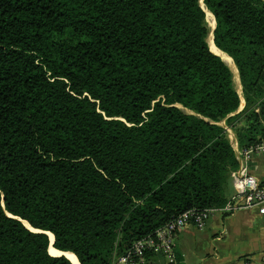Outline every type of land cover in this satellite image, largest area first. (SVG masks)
<instances>
[{"label": "trees", "instance_id": "trees-1", "mask_svg": "<svg viewBox=\"0 0 264 264\" xmlns=\"http://www.w3.org/2000/svg\"><path fill=\"white\" fill-rule=\"evenodd\" d=\"M203 1L238 113L200 0H0V264H73L22 220L112 264L229 201L227 127L240 149L264 139V0Z\"/></svg>", "mask_w": 264, "mask_h": 264}, {"label": "crops", "instance_id": "crops-1", "mask_svg": "<svg viewBox=\"0 0 264 264\" xmlns=\"http://www.w3.org/2000/svg\"><path fill=\"white\" fill-rule=\"evenodd\" d=\"M250 168L264 183V155H256ZM234 192L231 183L229 195ZM176 251L180 264L189 260L194 264H264V210L253 207L232 215L215 213L204 229L190 225L181 230Z\"/></svg>", "mask_w": 264, "mask_h": 264}, {"label": "built area", "instance_id": "built-area-1", "mask_svg": "<svg viewBox=\"0 0 264 264\" xmlns=\"http://www.w3.org/2000/svg\"><path fill=\"white\" fill-rule=\"evenodd\" d=\"M233 146L240 165L232 175L235 192L223 207L191 209L181 213L153 234L136 240L126 252L115 256L112 264H180L176 239L181 230L190 225L204 229L215 213L232 215L253 207L264 210V183L250 168V162L256 155H264V139L243 149L239 148L235 140Z\"/></svg>", "mask_w": 264, "mask_h": 264}, {"label": "bare ground", "instance_id": "bare-ground-1", "mask_svg": "<svg viewBox=\"0 0 264 264\" xmlns=\"http://www.w3.org/2000/svg\"><path fill=\"white\" fill-rule=\"evenodd\" d=\"M200 2L203 4L204 1L200 0ZM205 9L207 11V15H206L207 22H208V25L210 27V33L207 37V41L209 43V46L214 52L221 55V57L224 59V61L233 69V71H234L233 72L234 73L233 78H234L235 87L237 88V90L239 92H241L242 91V83H241L238 67L230 55H228L224 51L220 50L216 46L214 38H213V32H212L213 28L215 27V17L206 7H205ZM209 20H210V23H209ZM25 223L29 226V224L27 222H25ZM49 234H50V241H51V245L49 247V252L53 255H56V254L58 255V254H60V251L58 249H56L53 245L54 234L52 232H50ZM66 255L69 257V259L74 264H81L75 253L67 251Z\"/></svg>", "mask_w": 264, "mask_h": 264}, {"label": "water", "instance_id": "water-1", "mask_svg": "<svg viewBox=\"0 0 264 264\" xmlns=\"http://www.w3.org/2000/svg\"><path fill=\"white\" fill-rule=\"evenodd\" d=\"M200 4H201V6L203 7V9L205 10V12H206V15H207V11H206V9H205V7H206V5H205V3L203 2V4L200 2ZM207 8V7H206ZM212 13V12H211ZM215 28H216V20H215V27L213 28V30H212V32H213V38H214V30H215ZM208 42V41H207ZM209 44V43H208ZM210 47V46H209ZM220 49V48H219ZM210 50L214 53V54H216V55H218V56H220L221 57V55H219L218 53H216V52H214L211 48H210ZM221 50V49H220ZM222 58V57H221ZM223 59V58H222ZM223 61H224V59H223ZM225 62V61H224ZM226 63V62H225ZM227 64V63H226ZM228 65V64H227ZM229 66V65H228ZM229 68L231 69V71H232V73L234 72L233 71V69L229 66ZM234 74V73H233ZM237 89V88H236ZM238 91V90H237ZM242 91H243V86H242ZM242 91H241V93L238 91V93L240 94V96H241V106H240V108L238 109V111L237 112H235V113H238L239 111H241L243 108H244V106H245V99H244V97L242 96ZM180 107H182V106H180ZM187 112H190V113H193L191 110H189V109H185ZM235 113H233V114H235ZM222 125H225V121H223L222 123H221ZM226 126V125H225ZM227 127V126H226ZM228 128V127H227ZM229 132H230V137H231V141H232V144H234L235 143V140H236V138L234 137H232L231 136V134H232V131L231 130H229ZM233 135V134H232ZM22 222L25 224V226L27 227V228H29L30 230H32V231H34V232H41V233H46L48 236H49V239H50V232L49 231H44V230H41V229H36V228H33L31 225H30V223L29 222H27V221H25V220H22ZM25 222H27L28 224H29V226L25 223ZM54 242H55V236H54V240H53V244H54ZM50 245H51V241H50ZM50 245H49V247H50ZM59 250V249H58ZM60 251V254H56V255H54V256H66L68 259H69V257L66 255V253H67V251H63V250H59ZM51 254V253H50ZM51 255H53V254H51ZM72 262V261H71ZM73 263V262H72ZM74 264V263H73Z\"/></svg>", "mask_w": 264, "mask_h": 264}, {"label": "rangeland", "instance_id": "rangeland-1", "mask_svg": "<svg viewBox=\"0 0 264 264\" xmlns=\"http://www.w3.org/2000/svg\"><path fill=\"white\" fill-rule=\"evenodd\" d=\"M209 23H210V20H209ZM241 93V92H240ZM242 96H243V91H242ZM244 97V96H243ZM234 134V133H233ZM231 136L234 138L235 135H232ZM188 264H194L193 262H191L190 260L188 261Z\"/></svg>", "mask_w": 264, "mask_h": 264}]
</instances>
